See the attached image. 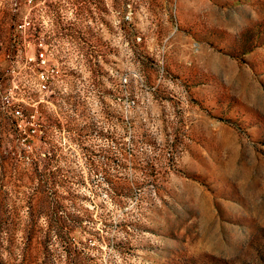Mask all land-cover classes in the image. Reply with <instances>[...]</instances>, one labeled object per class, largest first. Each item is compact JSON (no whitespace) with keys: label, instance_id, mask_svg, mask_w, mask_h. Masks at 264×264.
<instances>
[{"label":"rangeland","instance_id":"rangeland-1","mask_svg":"<svg viewBox=\"0 0 264 264\" xmlns=\"http://www.w3.org/2000/svg\"><path fill=\"white\" fill-rule=\"evenodd\" d=\"M0 264H264V0H0Z\"/></svg>","mask_w":264,"mask_h":264},{"label":"built area","instance_id":"built-area-1","mask_svg":"<svg viewBox=\"0 0 264 264\" xmlns=\"http://www.w3.org/2000/svg\"><path fill=\"white\" fill-rule=\"evenodd\" d=\"M44 58H45V55L44 54H41V60H40V62H41L42 65L45 66L46 65V60ZM48 74H49V70H46V71L41 72L39 74V79L41 81H47V80H49ZM15 114H16V116H20V117L22 116L21 111H19V110H17L15 112Z\"/></svg>","mask_w":264,"mask_h":264}]
</instances>
